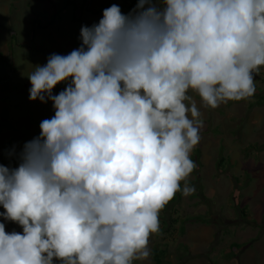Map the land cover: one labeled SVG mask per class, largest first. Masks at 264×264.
<instances>
[{
  "label": "clouds",
  "instance_id": "1",
  "mask_svg": "<svg viewBox=\"0 0 264 264\" xmlns=\"http://www.w3.org/2000/svg\"><path fill=\"white\" fill-rule=\"evenodd\" d=\"M80 44L28 73L53 115L0 163V264H132L181 191L201 104L255 92L264 0H136L81 25ZM62 90L53 94L58 83ZM192 191L187 185L182 194Z\"/></svg>",
  "mask_w": 264,
  "mask_h": 264
},
{
  "label": "rangeland",
  "instance_id": "2",
  "mask_svg": "<svg viewBox=\"0 0 264 264\" xmlns=\"http://www.w3.org/2000/svg\"><path fill=\"white\" fill-rule=\"evenodd\" d=\"M66 1L0 0L2 164L15 166L17 161L6 152L13 147L19 151L25 141L39 134L40 121L53 115L51 101L28 99V73L37 64L46 63L49 54H67L78 47L80 26L91 25L102 15L94 10L114 2L127 13L136 3L68 0L67 5ZM56 12L53 23H48ZM32 27L36 29L34 40ZM12 60L14 67H10ZM253 82L252 96L229 100L216 108L202 105L198 95L189 93L197 102L202 121L199 141L189 154L197 153L195 169L180 181L182 189L187 185L192 191L182 194L168 211L160 210L159 229H164L149 235V257L132 264H155V248L166 249L161 264H234L229 257L232 242L249 241L255 230L264 239V65L255 71ZM64 86L58 83L53 94ZM174 219L177 231L169 228L166 232ZM0 222L5 223L6 232L22 231L20 225L4 221L2 216Z\"/></svg>",
  "mask_w": 264,
  "mask_h": 264
},
{
  "label": "trees",
  "instance_id": "3",
  "mask_svg": "<svg viewBox=\"0 0 264 264\" xmlns=\"http://www.w3.org/2000/svg\"><path fill=\"white\" fill-rule=\"evenodd\" d=\"M71 1V0H70ZM70 1H66V4L68 5V2H70ZM102 9H104V7H100L99 9H97V10H94V12H100V11H102ZM56 14H57V12L56 13H54L53 14V16L51 17V19L49 20V22L48 23H53V21L55 20V17H56ZM41 23V22H40ZM35 34H36V29L34 28V27H32V29H31V39L32 40H34L35 39ZM12 38H14L13 36H12ZM20 45H22V46H24V45H26L25 43H23V42H21V44ZM10 64V63H9ZM13 64V65H12ZM10 67H14V61L12 60V62H11V65H10ZM190 159L193 161V164H194V167H193V169H195V166H196V160H197V153H194V154H191L190 155ZM223 159H221V161H222ZM192 169V170H193ZM181 185V184H180ZM182 195V186H181V191H177V192H175V194L173 195V197L167 202V204L161 209L162 211H168L169 210V206L171 205V204H173V203H175L179 198H180V196ZM176 221L177 220H172V224L171 225H168V227L167 228H165L166 229V232H168L169 231V228H171L174 232L175 231H177V228H176V226H175V223H176ZM184 227H181V229H182V232L181 233H183L184 232V229H183ZM162 229H164V227L163 228H161V229H159L160 231H162ZM243 246V243H241V242H237V241H235V242H232L231 243V245H230V254H229V257L231 258V257H233L234 255H236V253L238 252V250L241 248ZM165 249V248H164ZM163 248L162 249H160V248H155L154 250H153V259H154V261H155V264H161L162 262H163V260H164V258H165V256H163V250H164ZM166 250V249H165ZM228 256V255H227Z\"/></svg>",
  "mask_w": 264,
  "mask_h": 264
},
{
  "label": "crops",
  "instance_id": "4",
  "mask_svg": "<svg viewBox=\"0 0 264 264\" xmlns=\"http://www.w3.org/2000/svg\"><path fill=\"white\" fill-rule=\"evenodd\" d=\"M241 243H243V246L236 255L231 257L234 264H264V239H262V234L255 230L253 237L249 238V241ZM198 261L201 260L198 259ZM201 264L207 263L201 262Z\"/></svg>",
  "mask_w": 264,
  "mask_h": 264
}]
</instances>
